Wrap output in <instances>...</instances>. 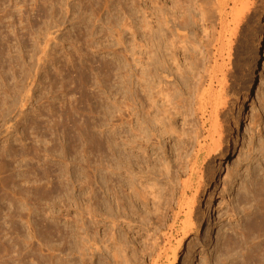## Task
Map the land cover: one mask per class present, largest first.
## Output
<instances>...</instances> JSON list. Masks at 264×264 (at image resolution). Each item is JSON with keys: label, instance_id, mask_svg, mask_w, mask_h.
I'll return each instance as SVG.
<instances>
[{"label": "rangeland", "instance_id": "374dc122", "mask_svg": "<svg viewBox=\"0 0 264 264\" xmlns=\"http://www.w3.org/2000/svg\"><path fill=\"white\" fill-rule=\"evenodd\" d=\"M263 18L264 0H0V264H78L71 242L85 240L88 257L94 252L93 262L109 264L120 235L137 252L132 264H169L183 237L185 217L174 222L179 193L170 198L155 172L135 183L121 175L114 147L116 102L129 94L131 59L151 49L152 34L165 53L156 91L174 92L184 138L166 141L170 152L179 150L169 152L173 162L188 159L201 126L194 96L213 80L224 85L222 148L193 179L194 231L180 264H264V51L242 133L226 158L240 100L255 78ZM152 246L161 257L148 261Z\"/></svg>", "mask_w": 264, "mask_h": 264}, {"label": "bare ground", "instance_id": "6f19581e", "mask_svg": "<svg viewBox=\"0 0 264 264\" xmlns=\"http://www.w3.org/2000/svg\"><path fill=\"white\" fill-rule=\"evenodd\" d=\"M263 20H264V18H263ZM161 24H163V23H161ZM128 25L130 26L129 23L127 24V26ZM127 26H125V27H127ZM131 27H133L132 24H131ZM118 32L121 33V31H118ZM263 32H264V28H263ZM152 33H154V32L152 31ZM167 34H169V33H167ZM121 37H122V35H121ZM159 37H156V38H159ZM148 39H151V42L153 43V46L151 47V49H149V51H147V52L144 51L140 54L136 53L137 51H135L134 57L132 56L133 59H131V60H133V61L130 63V74H129V89H128L129 90V94H128L129 96L127 94L124 97L120 96L119 97L120 99H118L116 102V120H115L116 121V143L114 146L115 151H116V157H117L116 168H117V171L119 173H121V175L123 173L128 174L130 176L132 182H134V183L136 181L135 180L136 178H138L141 182V179L147 178V177L151 176L153 172H155L158 176H160L161 178L164 179V180H162V181H164V183H162V184H164V186L166 183L168 184V188L170 189V192H171L170 198L175 197L174 193H176V192H177V194L179 193V198L177 199V202H176V207L178 209V212L173 208L177 212L176 218L174 219V222L176 223L182 216L185 217V221L183 222V228H182L183 237H182V239L180 237L181 240L179 239L180 240L179 247H176V248L173 247L172 248L173 250L170 249L172 251V256L170 255L171 258L170 259L168 258V259H169V264H180V259H181V255H180L181 251L180 250L182 248H184V246H185L184 240L189 236L191 230L194 229V220H193V218H194L193 217L194 201L192 199H188L189 193H191L193 191V187H194L193 179H194L195 175L199 173L200 163L205 162L207 159H209V157L211 158L212 155L216 154V152H218L222 148L221 147L222 146V133L220 132V124H219V120H218L219 118L218 117H219L220 109L225 104V102H224V85H223L222 79H216L217 86H214L216 84H214L215 81L213 80L211 86L209 85L210 88H209L208 92L202 93V92H200V90H201L200 86H199V88H197L200 90H198L199 91L198 95L194 96V97H196L195 99H198L197 104H200L199 108L195 109V111L197 112L196 113L197 116L200 115V116H198V117H200V121H201V126L199 125L200 130L196 129V131H195L196 135L194 136V142L191 144V148L193 150H192V152L190 150L191 154H189V155L187 154L188 159H185V157H184V159L186 161H184L183 159H182L183 161H181V158L179 157V160H177L176 162H173V159H172L173 157H171V156L173 155L172 153H174V152H170L169 149L166 148V141H167V139L174 140V139H172L173 136L174 135L177 136L176 121H175V117L177 115L175 116V114H174L175 111L173 109H171V105H174V103H173L174 99H173V97H171L172 94H174V92L172 91L173 93L171 94L170 89L168 88L169 90H165L164 87H163L164 91L161 88H160L161 90L156 91L157 90L156 86H158V85L155 86V84H159V83H155V78L159 74L158 70L162 68V66L158 62H160V61L162 62L163 58L165 57V53H164L162 48H161L162 51L158 50V46H157L158 43L156 44V41L158 42V40L155 39L154 34H152L151 37H149ZM159 39H161V37ZM122 40H123V38H122ZM123 44H125V43H123ZM159 44H160V42H159ZM257 47H258V50L255 52H256L257 59H258V65L254 68L255 78H254L253 83L248 84V87L246 89L247 92H246L244 98L240 100L241 102H240V107H239V117H237L236 121H235V126L233 128L232 141H230V145H229V149L227 151L226 158L231 157L233 154L234 148L232 146L235 145V142H236V135L235 134L239 135L242 133V130H243L242 123L240 122V118L247 114L248 106H249L250 102L252 101V99L254 98L255 88L258 85L257 81H258L259 76L261 74L260 66L263 63L262 62V55H263V51H264V34L262 37L259 38ZM135 48H134V50H135ZM140 49H139V51H140ZM145 53H147L148 59L146 57L143 58L145 56ZM143 59H144V61H147V60L149 61V59H150L151 62L150 63L149 62H143ZM163 61H165V60H163ZM163 64H165V63H163ZM125 73L127 74V72H125ZM163 73L165 74V72H163ZM158 79H159V77H158ZM156 82H157V80H156ZM160 85H161V83H160ZM201 86H203V85H201ZM165 91H169L170 94H168ZM195 93H196V91H195ZM158 95H161L160 98H162L161 99L162 101L164 100L161 104L159 103V99H157V98H159ZM179 98H180V96H179ZM177 100L179 101V99H177ZM177 100H175V101H177ZM180 102L181 101H179V104H181ZM176 104H178V103H176ZM177 109L178 108H176V110ZM126 116H128V117H126ZM206 116L208 117V119H207V121H204V118ZM208 122L210 123V126L207 129ZM176 136H175V138H177L179 143H180V141H182L184 139V138H182L181 134L178 135L177 137ZM174 141H176V139ZM190 141L191 140H189V143L187 142L189 145H190ZM183 143H185V141H183ZM171 144H173V143H171ZM175 144H174V146H175ZM179 145H177V146H179ZM169 146L170 145H168V147ZM185 146H187V145H185ZM179 149H180V147H179ZM186 149H188V148H186ZM182 150H184L183 147H182ZM140 151L143 152V154H144V158H142V159L140 158L141 156H139L137 154V153L140 154ZM176 151H179V150L176 149ZM176 151H175V153H176ZM187 151H189V149ZM169 152L172 155H170ZM182 156L183 155H181V157ZM176 157L178 158V156H174L175 160H176ZM170 158L172 159V161L170 160ZM222 164H223V162H221V166H222ZM142 165H143V167H141ZM139 167H141L140 171L138 170ZM146 167H148V169ZM145 169H147V170H145ZM144 171H147L146 174L144 173ZM201 174H202V172H201ZM184 176H188V179L183 180ZM200 177H202V176H200ZM161 178H159V179H161ZM159 181L162 182L161 180H159ZM165 181H166V183H165ZM155 182H157V181H155ZM137 184H139V183H137ZM140 184L142 186V183H140ZM152 185H158V184L152 183ZM176 185H178V187L180 185V191H178V187H177V189L175 188ZM160 186L158 185L159 190H160ZM144 187L146 188V186H144ZM154 187L157 188L156 186H154ZM162 187H163V185L161 186V189L163 192L165 190L169 191V189L162 188ZM147 188H151V187L147 186ZM133 189L134 190L137 189L135 184L133 185ZM142 190H143L142 193H139V195L141 196V197L139 196L140 200H141V198H143L145 200L148 199L146 196V193H147L146 190H148V189H145V190L142 189ZM151 190H152V188H151ZM149 191H150V189H149ZM196 191H198V189ZM138 192H140V191H138ZM150 192H152V191H150ZM176 197H178V196H176ZM170 198H168V200ZM160 199H162V198H160ZM196 200H197V198H196ZM120 201H122V200H120ZM164 202H163V204H164ZM170 204L171 203H169V205H168L166 203V206L167 205L170 206ZM120 207L123 208V205H120ZM171 207H172V205H171ZM171 207H170V210H173ZM166 208H163V209H166ZM167 209H169V208H167ZM159 210H160V208H159ZM166 211H163V212L159 211V212H162V213L165 212L166 213ZM162 213H160V214H162ZM209 213H206V215H205L206 221L210 219ZM120 214H122V213H120ZM118 217H120V216L118 215ZM128 217H129V215H128ZM181 221H182V219H181ZM167 227L169 228V226H167ZM179 231H181V229ZM165 232H167V231H164V233ZM160 234H162V233H160ZM115 237H116V235H115ZM119 237H120V239L118 237H117V239L113 238V240L116 239L112 243L113 246L116 245V247H114L116 251L114 250L115 253H113L112 256L110 257L111 259H113V262H111L109 264H112V263L113 264H132L133 261L131 262V258L134 257V259H135L137 257L136 256L137 252L134 250L135 248L130 246V242H128L125 239L122 240L121 235ZM158 237H159V235H158ZM162 238H164V236ZM158 240H160V239H157V241ZM85 241H83V243L79 247H74L72 245V242H71V249H70L71 252H70L69 256H74L76 253H78L80 258H81V262L78 264H97L96 262L92 261L93 257H95L94 252H92V258H91V256L88 257V255H90L89 254L90 248L87 247L88 243ZM114 242H116V244ZM156 242H155V244H156ZM104 245H105V243H104ZM153 246H152V248H154V249L150 248V249H152L150 253L149 252L147 253V249H145V251H146L145 256L148 257V261H149V258L152 260V259H157V258L161 257V252H160V248H159L161 246V243H160L159 247L158 246L153 247ZM163 246H164V244H163ZM94 247H96V246H94ZM106 248H107V252L108 251L112 252L110 247H106ZM130 248L134 250V252H132L134 254L132 257L128 256V254H127V249H130ZM98 250H100V249H98ZM148 251H150V250H148ZM167 251H169V250H167ZM101 253H102V255H104L103 250H101ZM86 257H88V258H86ZM89 258H91V259L88 260ZM69 262L71 264V262H73V260H69ZM138 263H140V261H138ZM152 263L154 264V262H152ZM72 264H76V263H72ZM99 264H102V262H100Z\"/></svg>", "mask_w": 264, "mask_h": 264}]
</instances>
